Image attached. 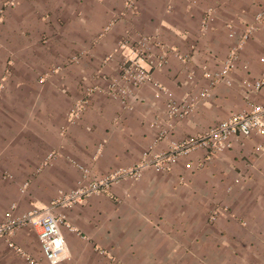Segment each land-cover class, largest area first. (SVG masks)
Segmentation results:
<instances>
[{"label":"crops","instance_id":"obj_1","mask_svg":"<svg viewBox=\"0 0 264 264\" xmlns=\"http://www.w3.org/2000/svg\"><path fill=\"white\" fill-rule=\"evenodd\" d=\"M128 1L0 0V223L13 205L20 215L75 190L79 166L103 175L135 165L150 148L162 152L250 103L264 104V90L243 86L261 74L264 26L243 48L233 85L219 86L171 128L167 95L153 85L140 89L132 110L93 91L118 76L123 39L151 36L182 55L196 51L190 64L171 55L154 79L176 99L197 95L207 84L197 65L216 69L237 41L227 24L239 34L264 5L136 0L134 10ZM83 99L86 108L72 121ZM164 129L170 135L158 140ZM257 142L237 140L210 160L199 149L170 172L148 170L108 194L55 210L66 217L61 230L70 257L63 264H264V155H255ZM214 210L221 212L211 222ZM10 240L22 253L0 239V264H48L37 228L26 226Z\"/></svg>","mask_w":264,"mask_h":264},{"label":"built area","instance_id":"obj_2","mask_svg":"<svg viewBox=\"0 0 264 264\" xmlns=\"http://www.w3.org/2000/svg\"><path fill=\"white\" fill-rule=\"evenodd\" d=\"M135 2L136 0H129L127 7L135 10L137 8ZM207 22L208 17L202 23L204 29L208 26ZM262 26H264V5L255 15L254 20L246 24L240 36L237 37L236 43L230 47L227 57L220 60L216 69H211L208 63L197 65L201 70L202 77L207 82L197 95L187 94L181 99H176L173 93L154 79L155 72L168 65L171 55H175L185 64H190L195 60L196 51L190 55H182L177 49L167 47L158 38L151 36L123 39L119 44V49L124 52V60L119 66L118 76L111 79L106 87L95 88L93 91L98 90L106 96L120 101L124 108L132 110V102L140 99V89L149 84L153 85L159 93L167 95L166 115L168 126L171 128L173 123L187 119L196 104L199 101L207 100L219 86L230 87L233 85L232 75L240 63L241 52ZM227 28L230 31L229 37L236 38L238 33L234 25L229 23ZM127 50L129 52H126ZM260 62L262 65L260 76L253 80L243 81L247 93H259L264 90V57ZM194 74L190 75V79L194 78ZM87 103L86 99L77 102L71 111L72 121L79 118ZM170 133L169 129L161 130L158 140L167 138ZM255 138H258V142L255 145L254 153L256 156H263L264 104L260 103H250L248 109L232 113L228 118L215 124L201 135L180 141L172 140L167 150L155 152L153 148H150L143 153L141 160L135 165L122 167L103 175H96L91 169L79 166L82 178L78 187L67 194H61L49 206L42 209L34 208L27 213L16 215L13 205L7 212L5 220L0 223V239H5L11 249L22 253L21 249L17 248L10 240V237L18 230L31 225L38 229L41 253L48 264H63L70 257L69 248L61 230L62 225L66 222V217L56 214L55 210L61 207H71L93 194H108L115 184L126 180L137 181L148 170L158 173L170 172L180 159L190 157L199 149L204 150L206 158L210 160L231 150L237 140ZM52 156L50 155L49 158ZM192 165V162H189L187 167L193 168ZM225 210L228 212L227 209ZM220 212L219 210L212 211L210 221H217Z\"/></svg>","mask_w":264,"mask_h":264},{"label":"rangeland","instance_id":"obj_3","mask_svg":"<svg viewBox=\"0 0 264 264\" xmlns=\"http://www.w3.org/2000/svg\"><path fill=\"white\" fill-rule=\"evenodd\" d=\"M246 26V25H245ZM243 31V30H242ZM242 31L239 33V34H237V36H240V34L242 33Z\"/></svg>","mask_w":264,"mask_h":264}]
</instances>
